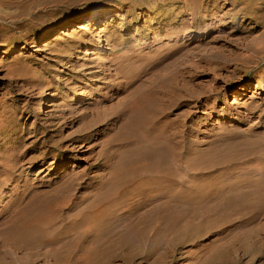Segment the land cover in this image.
I'll use <instances>...</instances> for the list:
<instances>
[{"label":"rangeland","instance_id":"1","mask_svg":"<svg viewBox=\"0 0 264 264\" xmlns=\"http://www.w3.org/2000/svg\"><path fill=\"white\" fill-rule=\"evenodd\" d=\"M247 3L11 0L0 7L6 16L0 20L6 27L0 31V195L7 200L21 184L47 187L70 182V177L87 169L99 143L118 135L122 120L89 146H77L78 158L65 161L62 167L45 152L49 147V155L57 150L48 146L50 142L42 143L54 134L50 123L60 128L61 136L77 129L79 122L72 121L75 114L88 112L95 96L111 92L106 88L110 72L116 67L139 72L148 61L156 68L148 73L146 84L173 90L171 97L185 106V129L191 140L188 150L238 153L245 157L232 166L254 170L250 179H258L264 173V40L253 46L250 40L264 35V4L248 16L249 9H243ZM103 11L111 14L102 18L97 13ZM54 27L43 40L45 32ZM241 84L246 90L239 93ZM122 96L117 93L107 98L104 108L116 107ZM109 127L101 125L96 131L106 132ZM92 145L94 152L89 151ZM109 150L121 152V145ZM42 152L45 161L33 158ZM90 174H97L96 169ZM248 229L264 234V217L240 228L232 225V234ZM87 248L70 264L92 262L97 249L92 253ZM30 251H23V256L31 257ZM251 252L233 264H264L263 238ZM183 264L194 263L189 258Z\"/></svg>","mask_w":264,"mask_h":264},{"label":"bare ground","instance_id":"2","mask_svg":"<svg viewBox=\"0 0 264 264\" xmlns=\"http://www.w3.org/2000/svg\"><path fill=\"white\" fill-rule=\"evenodd\" d=\"M10 1L0 0V7ZM247 4L243 9L251 16L264 0ZM97 14L103 18L111 13ZM5 18L0 12V20ZM0 24V31L6 28ZM50 29L43 40L56 28ZM263 40L264 35L253 38L250 45ZM149 64L139 72L117 67L110 72L106 88L111 92L95 96L88 112L75 114L72 121L79 125L69 134L59 135L60 128L50 123L54 134L42 143L50 142L57 150L49 155V147L45 152L62 167L78 158L77 146H89L122 120L119 136L100 142L99 150L92 145L93 161L70 182L21 184L7 200L0 195V264H70L87 245L97 253L86 264H183L189 258L194 264H233L260 246L264 234L253 229L232 234V225L240 228L264 217V173L250 179L254 170L233 167L245 156L232 151L191 153L185 106L171 97L173 90L146 84L156 68ZM245 86L238 87L239 93ZM117 93L123 95L117 106L104 108L107 98ZM105 124L111 125L106 132L96 131ZM116 145L121 152L111 153ZM60 151L65 153L55 158ZM45 155L33 158L45 161ZM94 169L97 174L91 175ZM88 179L93 181L88 184ZM27 250L31 257L23 256Z\"/></svg>","mask_w":264,"mask_h":264}]
</instances>
